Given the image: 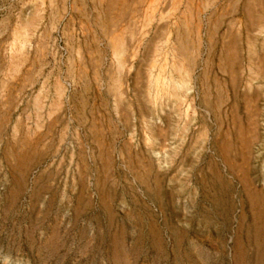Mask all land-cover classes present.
Returning <instances> with one entry per match:
<instances>
[{
  "label": "rangeland",
  "instance_id": "obj_1",
  "mask_svg": "<svg viewBox=\"0 0 264 264\" xmlns=\"http://www.w3.org/2000/svg\"><path fill=\"white\" fill-rule=\"evenodd\" d=\"M0 264H264V0H0Z\"/></svg>",
  "mask_w": 264,
  "mask_h": 264
}]
</instances>
